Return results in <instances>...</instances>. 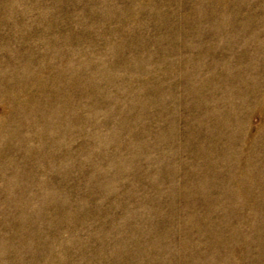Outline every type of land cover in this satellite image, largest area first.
I'll return each instance as SVG.
<instances>
[{"label":"rangeland","instance_id":"1","mask_svg":"<svg viewBox=\"0 0 264 264\" xmlns=\"http://www.w3.org/2000/svg\"><path fill=\"white\" fill-rule=\"evenodd\" d=\"M0 264H264V0H0Z\"/></svg>","mask_w":264,"mask_h":264}]
</instances>
